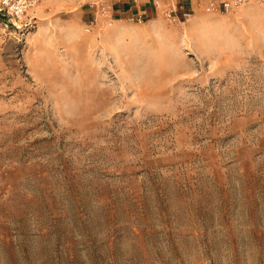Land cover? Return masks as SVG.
Segmentation results:
<instances>
[{
    "label": "rangeland",
    "instance_id": "374dc122",
    "mask_svg": "<svg viewBox=\"0 0 264 264\" xmlns=\"http://www.w3.org/2000/svg\"><path fill=\"white\" fill-rule=\"evenodd\" d=\"M206 1L0 13V264H264V1Z\"/></svg>",
    "mask_w": 264,
    "mask_h": 264
},
{
    "label": "built area",
    "instance_id": "2783aa9c",
    "mask_svg": "<svg viewBox=\"0 0 264 264\" xmlns=\"http://www.w3.org/2000/svg\"><path fill=\"white\" fill-rule=\"evenodd\" d=\"M39 0H8V3L5 4L3 3V0H0V13L4 14V15H8L14 19H19L22 16H24L25 14L28 13V11L31 10V8H33L35 5H37L36 3ZM209 1V0H207ZM206 1V2H207ZM250 0H210V5H212L213 8H215V10H218L219 12H229L230 10L236 9L239 6H242L243 4L247 3ZM260 1H264V0H260ZM156 5L159 4V0H155ZM208 3V2H207ZM13 5H16L18 8L22 9V11L19 12V14H17L16 10H11L13 8ZM176 10V15H174L173 13ZM177 7L175 6L174 8H170V10H168V17L170 20H175L174 18H172L173 16H176V18L180 21V20H186L187 18H189L192 14L190 11L187 10H181V12L177 13ZM142 14H139V17H137V21L141 22L142 21Z\"/></svg>",
    "mask_w": 264,
    "mask_h": 264
},
{
    "label": "crops",
    "instance_id": "0c3cea01",
    "mask_svg": "<svg viewBox=\"0 0 264 264\" xmlns=\"http://www.w3.org/2000/svg\"><path fill=\"white\" fill-rule=\"evenodd\" d=\"M146 1L147 0H145V2L144 3H146ZM148 1H150V0H148ZM195 1H198V0H188V2H190L191 4L193 3V2H195ZM199 1H202V2H205V0H199ZM146 5V4H145ZM243 6V5H242ZM242 6H239V7H237L236 9H238V10H236L237 12L238 11H240L241 10V8H242ZM247 8V7H246ZM145 10L147 11V8H145ZM237 12H235V13H237ZM99 19H101V18H99ZM213 19V20H212ZM214 21V18H213V16H210V17H208V18H206V19H204V20H198V18L195 16V15H192L187 21H188V25H189V27H200V28H202L203 27V25H204V23L205 22H207V21ZM151 22V21H150ZM158 23V21H154V20H152V22L151 23H148L149 25H151V24H157ZM187 25V26H188Z\"/></svg>",
    "mask_w": 264,
    "mask_h": 264
},
{
    "label": "clouds",
    "instance_id": "9594fccd",
    "mask_svg": "<svg viewBox=\"0 0 264 264\" xmlns=\"http://www.w3.org/2000/svg\"><path fill=\"white\" fill-rule=\"evenodd\" d=\"M3 3L7 4L8 3V0H3ZM11 10H16L17 11V14H19L20 11H22V9L18 8L16 5H13V8L10 9Z\"/></svg>",
    "mask_w": 264,
    "mask_h": 264
},
{
    "label": "bare ground",
    "instance_id": "6f19581e",
    "mask_svg": "<svg viewBox=\"0 0 264 264\" xmlns=\"http://www.w3.org/2000/svg\"><path fill=\"white\" fill-rule=\"evenodd\" d=\"M192 16V15H191Z\"/></svg>",
    "mask_w": 264,
    "mask_h": 264
}]
</instances>
